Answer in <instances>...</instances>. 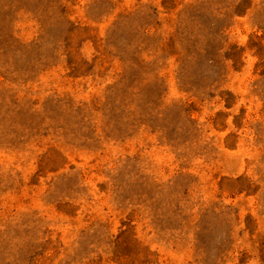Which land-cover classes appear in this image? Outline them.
Instances as JSON below:
<instances>
[{"label": "rangeland", "instance_id": "obj_1", "mask_svg": "<svg viewBox=\"0 0 264 264\" xmlns=\"http://www.w3.org/2000/svg\"><path fill=\"white\" fill-rule=\"evenodd\" d=\"M0 264H264V0H0Z\"/></svg>", "mask_w": 264, "mask_h": 264}]
</instances>
